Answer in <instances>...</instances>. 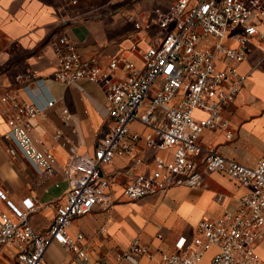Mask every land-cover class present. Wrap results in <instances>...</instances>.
<instances>
[{
    "label": "built area",
    "instance_id": "2783aa9c",
    "mask_svg": "<svg viewBox=\"0 0 264 264\" xmlns=\"http://www.w3.org/2000/svg\"><path fill=\"white\" fill-rule=\"evenodd\" d=\"M259 21H264V0H169L155 7L153 17L145 15L135 20L138 28L146 30L149 40L143 66L124 56H115L103 66L96 58H84L78 43L67 35L53 38L59 65L51 77L67 84L83 77L101 83L114 126L99 140L94 153L81 151L77 142L57 128L54 137L69 152L60 169L52 149L40 145L33 135L32 122L47 107L54 106L56 98L43 102L23 99L11 91L0 93V106L6 107L9 125L5 137L15 142L40 175L52 176L61 171L70 182L65 200L53 203L56 214L51 225L42 231L30 220L36 208L34 200L25 197L18 206L0 185V196L7 199L11 209L0 208V253L9 248L14 254L2 264H64L47 259L53 242L73 253L80 264H105L90 257L85 233H73L71 225L76 216L90 212L97 204L109 210L115 203L111 175L104 166L117 155L131 157L125 171L134 179L123 188L128 199L177 185L204 184L198 159L207 169L226 173L248 188L236 208L217 217H203L192 239L180 236L173 250L162 253L161 264H205L202 258L213 246L218 249L208 264H264L257 249V242L264 238V155L255 165H248L200 142L205 129L221 128L232 135L224 107L235 99L247 74L234 64L218 67L216 61L219 55L243 61L255 39L264 40ZM229 34L236 39V46L226 44ZM208 35L215 37L214 45L200 47ZM119 68L125 70L123 75H116ZM35 81L45 85L46 78ZM24 88L35 90L31 83ZM64 118H71L67 109ZM134 122L143 128H133ZM143 139L147 147L168 151L155 156L150 172L138 170L147 157L146 150L139 147ZM10 151L14 153L15 148ZM149 250L136 236L124 255Z\"/></svg>",
    "mask_w": 264,
    "mask_h": 264
},
{
    "label": "crops",
    "instance_id": "0c3cea01",
    "mask_svg": "<svg viewBox=\"0 0 264 264\" xmlns=\"http://www.w3.org/2000/svg\"><path fill=\"white\" fill-rule=\"evenodd\" d=\"M125 1L111 0L118 6L102 11L100 6L80 8L78 3L83 2L80 0H0V93L11 91L23 99L43 102L56 98L55 105L47 107L32 122L33 135L40 145L52 149L60 169L69 152L54 137L57 128L77 142L81 151L94 153L99 140L113 129L114 119L108 114L106 91L101 83L83 77L67 84L51 77L59 65L52 39L67 35L78 43L84 58H96L103 66L115 56H124L143 66V52L149 40L146 30L138 28L135 20L139 16L153 17L155 7L169 0H128L124 5ZM259 26L264 28V21H259ZM214 41L215 37L208 35L199 46L212 47ZM225 41L237 45L231 34ZM216 62L218 67L236 65L247 74V80L235 99L224 107L232 135L228 136L221 128L205 129L200 142L206 148L255 165L264 155V40L255 39L241 62L224 55H219ZM124 73L122 68L116 71V75ZM38 77L46 78L45 85L35 81ZM26 83L35 86V90L28 92L24 88ZM5 108L0 106L1 188L18 206H22L25 197H31L36 204L30 214L31 223L37 230H47L56 214L53 203L65 200L70 182L61 171L52 176L40 175L15 142L5 137L9 129ZM65 109L71 113L69 120L64 118ZM196 114L201 116L199 111ZM132 127L143 128L138 122ZM139 147L147 152L144 163L138 167L140 171L150 172L155 156L168 153L147 147L144 139ZM10 148H15V152ZM198 161L205 175L204 184L177 185L128 199L123 188L134 179L133 174L125 171L131 157L117 155L104 166L111 175L110 190L115 203L109 210L97 204L90 212L76 216L71 231L85 233L87 251L93 260L101 259L105 264H161L162 253L173 250L180 236L192 239L203 217H217L236 208L239 198L248 192L247 187L226 173L209 170L201 159ZM0 208L11 210L7 199L1 196ZM159 233L163 236L159 237ZM136 236L149 246V252L125 256ZM217 249V246L208 249L203 263H210ZM257 249L264 262V238L257 242ZM13 256V251L5 248L0 253V264ZM46 257L53 263L80 264L58 242L49 246Z\"/></svg>",
    "mask_w": 264,
    "mask_h": 264
},
{
    "label": "rangeland",
    "instance_id": "374dc122",
    "mask_svg": "<svg viewBox=\"0 0 264 264\" xmlns=\"http://www.w3.org/2000/svg\"><path fill=\"white\" fill-rule=\"evenodd\" d=\"M83 1V2H81ZM111 0H80L82 3H78L80 5V8L83 9H88V8H93V7H99L100 10L105 11L109 10L111 8H114L115 6H118V4H114L110 2ZM128 0L124 2V5L127 3ZM79 2V0H78ZM123 4H120L119 6H122Z\"/></svg>",
    "mask_w": 264,
    "mask_h": 264
}]
</instances>
